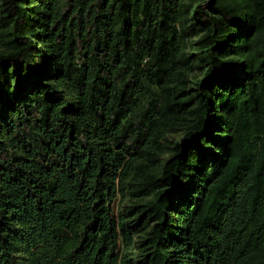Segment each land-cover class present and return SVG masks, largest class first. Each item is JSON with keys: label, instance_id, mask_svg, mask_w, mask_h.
Masks as SVG:
<instances>
[{"label": "trees", "instance_id": "1", "mask_svg": "<svg viewBox=\"0 0 264 264\" xmlns=\"http://www.w3.org/2000/svg\"><path fill=\"white\" fill-rule=\"evenodd\" d=\"M0 264H264V0H0Z\"/></svg>", "mask_w": 264, "mask_h": 264}]
</instances>
